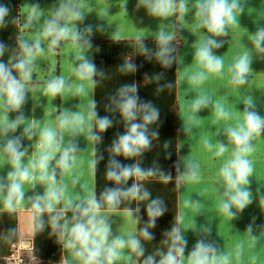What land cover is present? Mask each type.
<instances>
[{
    "label": "crops",
    "instance_id": "1",
    "mask_svg": "<svg viewBox=\"0 0 264 264\" xmlns=\"http://www.w3.org/2000/svg\"><path fill=\"white\" fill-rule=\"evenodd\" d=\"M61 2L63 0H0V4L7 5L10 10L5 26L0 28V42L6 45L0 60L9 62L10 58L16 57L18 41L21 38L33 40ZM75 2L84 17L77 26L81 30L92 26V47L86 54L97 66L96 84L91 88L85 85L86 94H74L75 86L80 83L72 73V68L78 63L75 49L70 42H61L50 53L47 41L42 43L45 54L37 58L33 78L28 84L27 102L22 109L24 124L15 133H10L20 136L25 126L33 121L38 124L32 139L22 137L21 142L27 149L23 163L26 165L37 150L40 128L51 126L56 129L57 117L61 113H86L89 103L95 101L98 116H108L113 125L99 133L102 137L99 142L89 141L86 134L70 136L65 133L64 144L72 141L77 144L78 151L72 172L61 176L57 169V181L65 185L66 196L74 201L92 192L99 198L105 189L130 187L133 179L116 185L106 178V172L111 158L110 146L118 135L126 131L119 112L113 110L112 98L122 86L135 84L141 101L151 103L159 110V119L148 127L152 143L147 151L133 159H116L124 165L138 161L142 168L159 169L156 176L139 183L150 192V199L162 200L164 212L156 219L155 226L149 228L153 238L144 240L140 237V230L148 223V201L122 200L113 212L102 209L108 217L113 237L135 235L144 248L143 256L130 254L125 249L116 264H143L149 255L158 261V251L166 252L171 243L168 234L173 228H179L188 241L183 264H188L189 253L200 239L213 243L218 255L230 254V264H264V205L261 204L264 200V134L253 141L254 152L250 157L253 173L248 187L253 201L231 220L218 210L223 186L217 174L223 158H215L204 146L206 140L213 145L218 141L227 143L223 135L225 122L216 121L214 115L216 102H221L232 112H242L244 99L251 97L256 110L264 115V54L257 55L249 39L258 27H264V0H241L243 12L237 17L236 27L229 29L228 35L216 38L223 41V46L214 52L223 58L225 71L220 76H209L200 85L190 84L187 79L197 70L196 48L208 35L206 30L195 27L196 0H185L188 10L183 14L177 11L167 19L150 16L143 6H139V0ZM34 5L38 7L39 18L32 22L31 27L25 28L28 12ZM161 29L174 34L170 44L173 63L168 68L155 58L156 35ZM117 34L118 40L114 39ZM141 46L148 50L147 54H141ZM245 50L253 52L252 71L245 85L236 87L229 82L227 68ZM125 60L133 62L137 70L122 73L119 69ZM157 75L159 80L155 79ZM58 76H63L73 86L72 90L56 97L44 95L46 82ZM201 95L210 97L211 103L193 113L191 104ZM8 115L9 119H15L17 113ZM153 132L157 134L155 137L151 136ZM3 142L4 139L0 138V146ZM93 160L97 161L94 169ZM189 162L198 166V181L184 178ZM9 170L7 158L0 154V177H6ZM161 173L170 175L171 179L161 180ZM43 192V185L36 184L34 188L25 185V203L13 214L3 211L0 204V262H5L12 247L22 241L26 246L23 251L27 257L26 264H78L49 227L43 231L31 228V204L27 197ZM126 209L132 210L131 217L125 215ZM67 215L70 217L72 213ZM44 220L47 224V215ZM249 225H252L251 233L247 230ZM205 228L209 231H204ZM238 246L240 259L236 260L234 254Z\"/></svg>",
    "mask_w": 264,
    "mask_h": 264
},
{
    "label": "clouds",
    "instance_id": "2",
    "mask_svg": "<svg viewBox=\"0 0 264 264\" xmlns=\"http://www.w3.org/2000/svg\"><path fill=\"white\" fill-rule=\"evenodd\" d=\"M139 6H143L150 16L162 19H167L177 11L183 14L188 10L185 0H179L178 5L177 0H139ZM9 11L7 5L0 4V28L5 26ZM242 12L241 0H196L195 27L206 30L208 35L196 48L194 59L197 70L188 75L190 84L200 85L209 76H220L224 73L225 62L214 52V49L223 46V41L216 38L228 35L229 29L236 27L237 17ZM39 15L38 7L32 6L24 27H31ZM83 19L75 0H63L33 40L21 38L18 41L19 53L16 57L10 58L9 62L0 60V138L4 139L0 146V154L7 158L11 168L6 177H0V204L3 211L13 214L25 203V185L33 188L36 184L43 185V194L37 193L27 197L31 204V228L34 231H43L46 226L49 227L58 235L64 249L70 252L78 264H116L125 249L130 254L143 256L144 248L141 240L135 235L128 234L126 238L113 237L108 217L102 209L106 208L107 212H113L122 200L148 201L146 207L148 223L140 230V237L144 240L153 238L149 228L155 226L156 219L164 212L162 200L150 199V192L139 183L156 176L159 169L142 168L138 161L124 165L116 159V157L133 159L150 148L152 139L148 127L158 121L159 110L151 103L141 101L135 84L124 85L118 89L116 96L112 98L115 105L113 110L119 112L126 131L118 135L110 146L111 158L106 178L116 185L126 184L129 179H133L134 182L127 188L105 189L99 198L92 192L74 201L66 196L65 185L57 181V169L60 170L61 176L72 172L78 151L76 143L69 141L64 144V134L70 136L86 134L89 141L99 142L102 139L99 133L105 132L113 125L108 116H98L95 101L89 103L86 113H61L57 117L56 129L51 126L40 128L37 150L26 165L23 158L27 149L21 142L22 137L32 139L36 134L34 130L38 128L37 122L33 121L25 126L20 136L10 135L24 124L22 109L27 102L28 84L33 78L37 58L45 54L42 47L44 41H47V51L50 53L61 42H70L75 49V59L78 63L72 68V73L80 83L75 86L74 94H86L85 85L89 88L95 86L97 66L86 54L92 47L90 40L92 26L88 25L81 30L77 22ZM114 39H120L119 34ZM249 39L253 51L257 55L264 54V27H258ZM173 40L174 34L163 29L156 35L155 58L165 68L173 63L171 55L173 48L170 46ZM5 51L6 45L0 42V57L4 56ZM140 52L147 54L148 50L141 46ZM252 63V51L245 50L236 56L227 68L229 82L236 87L245 85L252 71ZM119 70L127 74L135 72L137 68L133 62L125 60ZM155 79L159 80L160 76L157 75ZM72 88L73 86L68 84L63 76H58L46 82L43 92L46 96L56 97L71 91ZM210 103V97L201 95L191 104V111L197 113L207 108ZM243 104L242 112H232L221 102H216L214 115L216 121L225 122L223 135L227 138V143L218 141L213 145L207 140L204 142L205 148L211 151L215 158H223L217 174L223 186L218 210L230 220L234 219L237 213L243 212L253 201L252 192L248 187L249 178L253 173L250 157L254 152L253 141L264 134V115L256 110L253 98H245ZM12 112L17 113L15 119H9L8 114ZM230 121L233 122L229 123ZM156 135L155 132L151 134L152 137ZM96 163V160L92 161L93 169ZM186 167L188 171L184 178L198 181V166L189 162ZM160 179L166 182L171 176L161 173ZM261 204L264 205V200ZM68 212L72 213L70 217L67 215ZM45 215L48 217L47 224L44 220ZM125 215L131 217L132 210L126 209ZM247 230L251 233L252 225H249ZM204 231L207 232L209 229L205 228ZM168 235L171 243L167 251H158L157 255L160 257L158 261L155 256L149 255L143 260V264H183V254L188 241L179 228H173ZM234 255L236 260L240 259L239 246ZM128 258L130 260L131 255ZM230 260V254L218 255L215 245L203 239L196 241L188 256V264H230Z\"/></svg>",
    "mask_w": 264,
    "mask_h": 264
},
{
    "label": "built area",
    "instance_id": "3",
    "mask_svg": "<svg viewBox=\"0 0 264 264\" xmlns=\"http://www.w3.org/2000/svg\"><path fill=\"white\" fill-rule=\"evenodd\" d=\"M25 248L26 246L24 245V242L22 241L15 244L12 247L9 255L7 256L5 260V264H26L27 257L23 253Z\"/></svg>",
    "mask_w": 264,
    "mask_h": 264
},
{
    "label": "trees",
    "instance_id": "4",
    "mask_svg": "<svg viewBox=\"0 0 264 264\" xmlns=\"http://www.w3.org/2000/svg\"><path fill=\"white\" fill-rule=\"evenodd\" d=\"M0 264H5V262H0Z\"/></svg>",
    "mask_w": 264,
    "mask_h": 264
}]
</instances>
